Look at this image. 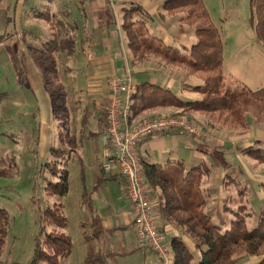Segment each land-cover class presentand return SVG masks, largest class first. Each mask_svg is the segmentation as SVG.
Returning <instances> with one entry per match:
<instances>
[{
  "label": "rangeland",
  "instance_id": "rangeland-1",
  "mask_svg": "<svg viewBox=\"0 0 264 264\" xmlns=\"http://www.w3.org/2000/svg\"><path fill=\"white\" fill-rule=\"evenodd\" d=\"M14 1L16 0L12 2ZM21 1H24L26 7L23 9L19 4L17 17H14V10H11L13 17L9 24L5 23L6 11L0 10V208L6 209L9 215L7 233L0 252V264H31L38 244L43 245L45 241L46 230L53 229L52 225L45 224L46 230L43 231V209L60 203L63 204V211L68 219L67 226L62 231L70 235L73 241L71 254L63 259L61 264H89L86 259L89 249L98 251L89 247L91 244L98 247L99 244L97 240L91 243V240L95 239L91 237L94 229L93 215L97 211L95 206H98L100 213L103 211V214H109L111 206H124L126 201L121 199L122 190L118 180L99 182L104 158L98 167L97 176L96 162H88V158H84L82 153L73 154L70 151L60 158L52 154V146L61 147L58 129L61 122L65 121L64 111L66 109L71 113L73 106L68 107V102L65 103L64 99L56 100L52 96L54 89L63 97L65 95L57 82L58 75L53 59L47 53L48 44H44L47 34L44 26L50 25L56 34L63 36L64 28L62 29V25H56V22L59 18L67 16L59 9L60 0H54L50 9L47 8V0ZM6 2L7 0H0L2 5H6ZM204 2L212 22L220 30L224 44L223 92L241 88L256 90L264 86V30L257 28L261 17L258 0ZM34 10L49 11L50 19H40L42 27L35 36H30L27 29L17 25L24 23L23 21L34 20ZM167 15L164 22L179 23L178 18L182 14ZM150 16L155 18L154 14ZM140 31H143L144 37L164 41L163 31L150 20L142 24ZM188 34L190 36V30ZM43 52L45 55H42ZM145 58L147 59L140 64L151 61V66L155 65L157 69L178 77L183 84L187 83L188 79L197 80L194 77L196 75H190L185 68L166 62L161 56L148 54ZM82 60L84 61L85 57H82ZM147 65L149 66L148 63ZM52 71H56V76L50 74ZM60 72L66 74L62 69ZM44 83H48V87ZM37 84H41L42 93L36 90ZM47 109L48 118L55 124L57 131L47 138L48 143L45 144L39 122ZM194 112H184L177 108L160 115L188 116L201 123L212 139L214 136L219 138L221 147L214 146L216 149L212 150L209 147L211 145L207 144L205 149L207 152L213 151L215 160H212L221 164L220 168L217 165L218 169L215 168L202 181L203 187L212 194L207 209L221 211L227 197L234 196L238 199L234 179L241 180L242 184L249 187L254 206L259 209L264 204V185L259 183L258 179H264V163L258 162L241 150L255 140L264 142V117L257 118L255 114L250 113L248 126L236 128L222 123L214 124L209 116L198 112L194 115ZM141 118L140 123H143L155 117ZM212 160L209 163L215 167ZM48 162L56 164L60 173L65 168L69 171V192L62 198L48 194L46 187L49 182L60 180V177L48 170ZM225 179L232 183H225ZM233 207L236 208V204H233ZM1 242L0 237V245ZM231 254L236 258L235 264H259L261 259L260 254H246L240 247L233 248ZM143 260L142 255L119 257L120 264H141Z\"/></svg>",
  "mask_w": 264,
  "mask_h": 264
},
{
  "label": "trees",
  "instance_id": "trees-1",
  "mask_svg": "<svg viewBox=\"0 0 264 264\" xmlns=\"http://www.w3.org/2000/svg\"><path fill=\"white\" fill-rule=\"evenodd\" d=\"M162 8L172 16L181 13L179 21L193 28L195 41L190 46L179 49L158 38L157 41L155 38L144 37L140 27L146 21L154 22V19L140 4L129 2L122 10L124 19L122 29L129 36V45L134 57L132 63L140 64L147 59L145 56L148 54L161 56L166 62L181 66L190 75L199 77L198 84L187 87L198 92L201 97L184 98L172 88L145 80L137 85L132 103V116L137 117L144 111L159 107H177L184 112L195 111L205 114L214 124L222 123L236 128L248 126L250 113L255 114L257 118L264 117V86L256 90L241 88L223 92L224 44L220 30L212 22L204 0H165ZM258 11L261 17L257 22V28L261 31L264 30V0H258ZM34 15L50 19L47 10L39 12L34 10ZM66 20L68 21V18H59L56 25H62L63 29L66 27L65 23L68 24ZM252 20L254 21L253 17ZM54 33L53 30L50 39L44 42L48 44L47 49L50 54L72 42ZM52 73L56 76V71L50 72ZM52 96L56 100L63 99L56 89L52 91ZM241 151L264 163L263 141L255 140ZM51 152L56 158L66 153L63 149L54 146L51 147ZM46 164L53 175L60 177L57 182H49L46 187L48 194L62 198L69 192V171L65 168L60 173L58 171L60 168L56 164L51 162ZM142 165L146 183L151 190L152 198L156 197L158 200L159 212L163 220L181 226L184 233L194 242L193 251L181 236L172 237L170 246L176 264H235L236 258L231 256V251L236 247L243 248L249 255L260 254L259 264H264V204L259 209L254 206L246 184L234 179L238 189V199L234 196L227 197L221 211H216L207 209L212 194L207 192L202 183L204 177L210 174L204 161L187 165L178 160L172 165H167L142 160ZM228 175L231 177L230 174ZM100 178L101 183L113 179L114 176L107 177L102 170ZM224 182L232 183L229 179H225ZM233 204H236V208ZM93 220L92 238L121 228L103 229L100 215L95 216ZM42 221L43 227L47 224L52 225L53 229L43 228V231L46 230L45 241L43 245L38 244L31 264H61V261L71 254L73 248L71 236L62 231L68 221L63 211V204L45 207ZM8 224V212L0 208L2 241L0 252ZM109 255L110 253L89 249L86 259L89 264H108Z\"/></svg>",
  "mask_w": 264,
  "mask_h": 264
},
{
  "label": "crops",
  "instance_id": "crops-1",
  "mask_svg": "<svg viewBox=\"0 0 264 264\" xmlns=\"http://www.w3.org/2000/svg\"><path fill=\"white\" fill-rule=\"evenodd\" d=\"M12 1L7 0L6 5L0 4V10L6 11V24L11 23L10 20L13 17L11 10H14V17H17L19 4L22 5L23 9L26 7L24 1ZM47 1V8L50 9L54 0ZM129 2L138 3L148 14L155 15V18H153L154 23L157 24L160 31H163V39L167 44L180 49L183 46H190L195 41L192 27L185 26L180 21L179 23L164 22L166 16L168 17L164 9L161 12L164 0H60L59 7L61 8L59 9L68 18V21L66 20L68 24L65 23L66 27L63 29V38L72 42L66 44L65 47H61V49H57L52 54L49 51L47 53L50 54L55 64L54 67L58 75L57 82L62 86L65 95L63 99L65 103L68 102V107L73 106V111L71 113H68L66 109L64 111L65 121L61 122L60 129H58L61 136V147L59 148L66 152L71 151L73 154L82 153L84 158H88V162H96L97 176L98 167L101 166V160H103L104 148L109 141L105 108L110 97L108 86L110 72L115 70L124 80L131 79L136 88L140 82L149 80L172 88L184 98L197 99L201 97L198 92H194L187 87L199 83L200 79L196 76L194 77L197 80L188 79L187 83L183 84V81L178 77L157 69L155 65L151 66L153 63L151 61L135 65L132 63L133 53L128 36L122 29L124 22L122 10ZM10 6L12 9H10ZM40 19L45 20L36 16L34 20L23 21L24 23L17 26L27 29L30 36H35L36 32L42 27ZM37 20L39 21L37 22ZM42 25L44 26V24ZM44 27L47 31L45 38L48 41L52 36L53 29L50 25ZM189 30L190 36L188 34ZM42 55H45V53L43 52ZM82 57H85L84 61ZM60 69L64 70L66 74L63 75ZM45 74H47L46 71ZM40 85L37 84L36 90L41 92ZM45 85L48 87L47 84ZM176 109V107L150 109L144 111L136 119L140 122L139 117H156L163 112ZM198 113L194 112L193 114ZM48 117L47 109L45 116L39 122V129L44 133L43 140L45 139V144L48 143L47 138L57 131L55 124ZM63 136L64 139H62ZM219 141V138L215 136L213 139H207V136L203 134L196 136L183 131H175L151 136L143 140L137 146V152L141 161L148 160L157 164L172 165L180 160L189 165L204 161L211 174L217 168V165L220 168L221 164L219 162L216 164L213 161L215 160L213 151L209 150L207 152L205 149H207V144L211 145L209 147L212 150L216 149L214 146L221 147ZM171 160H174L173 163H170ZM211 160L214 162L215 167L210 165ZM104 174L107 177L114 176L110 180L120 182L121 199H125L126 203L124 206L114 207L110 205L109 214H103V211L100 213L97 209L98 206H95L97 211L93 217L100 214L103 229L121 228L113 232H104L100 236L102 240L99 238L91 240V243L97 240L99 244L98 247L91 244L89 248L97 249L103 253H110L108 264H120L119 257L126 258L128 255H142L144 260L141 264H156L157 254L151 248L143 247L138 243L134 229L133 207L126 195L119 168L115 166L112 172H104ZM258 179L259 183H264V179L263 181L262 178ZM152 207L160 222V228L167 234L169 241L174 236H181L189 249L194 251V242L189 235L184 233L182 227L163 220L156 197L152 198Z\"/></svg>",
  "mask_w": 264,
  "mask_h": 264
},
{
  "label": "built area",
  "instance_id": "built-area-1",
  "mask_svg": "<svg viewBox=\"0 0 264 264\" xmlns=\"http://www.w3.org/2000/svg\"><path fill=\"white\" fill-rule=\"evenodd\" d=\"M110 97L105 108L109 141L104 148L102 170L112 172L115 166L123 178L125 192L134 211V229L138 243L151 248L158 256L156 264H176L167 234L153 212L151 190L137 146L145 139L175 131L212 138L198 121L181 115H159L143 123L132 116L137 88L131 79H123L114 70L108 81Z\"/></svg>",
  "mask_w": 264,
  "mask_h": 264
}]
</instances>
